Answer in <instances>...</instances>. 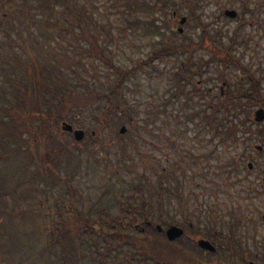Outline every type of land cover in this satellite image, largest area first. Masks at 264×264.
I'll list each match as a JSON object with an SVG mask.
<instances>
[{"label":"trees","instance_id":"obj_1","mask_svg":"<svg viewBox=\"0 0 264 264\" xmlns=\"http://www.w3.org/2000/svg\"><path fill=\"white\" fill-rule=\"evenodd\" d=\"M14 1L18 0H0V7L8 3L13 5ZM183 1L190 9L191 19H195L196 25L202 28L200 41L168 39L167 28L175 33V20L170 9L174 4L172 0H114V3L124 7V13L128 12L130 23L141 26L144 33L156 35L158 41L166 43L162 48L157 45L152 48L149 58L126 68L116 64L107 54L109 44L101 37L98 20L85 4L76 0L18 1L17 5H13L16 10L12 16L18 13L20 19L30 25L28 35L18 29L22 41L3 28V14L0 15V31L6 34L5 38L0 37V100L3 101L0 104V162L10 158L17 160L16 168L20 174L13 187L29 185L18 194L20 198H27L35 189V184L45 180L50 184L46 191L55 200L54 205L41 209H35L30 204L15 212L21 217L41 219L34 234L39 235L37 241L42 242L39 249L30 246L32 253L27 264L41 258H45V264H174L175 259H171L169 253L175 257L185 256L179 249L175 251L172 242L157 236L159 231L155 224L159 222L152 219L151 209L153 184L146 175L137 182L131 180L130 187L121 189L119 197H116L117 189H109L107 193L113 198H106V203L103 201L104 193L98 195L90 200L88 208L84 207L85 196L72 183L82 162L75 148L80 152L88 149L98 162L104 160L110 145V140L105 138L109 129L116 133L120 141L121 154L116 160L111 158L108 161L116 168L123 164L132 171L133 158L124 137L131 138L134 148V127L138 122L135 113L138 109L129 101L124 89L140 67L163 55H173L182 61L170 73L172 88L162 106L166 108L170 103L183 99L180 110H184L192 103H199V106L187 111L185 118L180 110L176 111L175 117L179 122L187 124L198 120V123L210 127L214 131L211 140L219 136L224 143L229 138L235 141L237 128L232 130V124L224 122L228 113L234 119H244V123L252 119L255 105H264V88L261 87L264 61L258 62L253 72L250 64L243 59L242 52L250 48L251 37L241 36L238 29L228 34L229 41L223 39V31L218 36L210 34L207 29L210 22H206L197 11L201 0ZM156 12L171 16L169 20L158 22L160 17ZM94 28L97 30L94 31ZM61 39L70 46L80 47L82 56H77L74 53L76 50H70V46L63 45ZM59 44L62 49L57 46ZM240 45L243 51L238 53ZM202 48L208 49L211 57L218 58L213 61L220 59L225 65L244 70L248 74V84L239 79L235 92H230L227 99L203 103L208 90L193 80L196 72L191 70L193 54ZM182 56L187 59H182ZM83 57L104 60L110 66V73L104 80L87 79L77 67L81 63L88 69ZM196 97L200 100L195 101ZM229 107L236 111L230 113L227 111ZM78 109L89 112L87 122L90 124L85 128L88 136L82 141H69L64 134L73 136L72 133L63 131L59 123L65 118L79 121ZM220 110H226L225 114L221 115ZM122 125L128 126L124 135L119 132ZM237 131L244 133L247 130L240 127ZM96 151L100 153L99 157L95 155ZM175 166H172V172L184 170L181 162ZM160 174H163L160 179L171 177L170 173ZM56 184L60 185V195L51 190ZM166 188L172 191L169 185ZM33 193L29 198L38 201ZM215 213L216 210H212V217H209L212 230L216 228ZM163 221V227L175 222L173 219ZM176 224L186 230H194L188 213ZM193 259L184 258L181 264H200L196 258Z\"/></svg>","mask_w":264,"mask_h":264},{"label":"rangeland","instance_id":"obj_2","mask_svg":"<svg viewBox=\"0 0 264 264\" xmlns=\"http://www.w3.org/2000/svg\"><path fill=\"white\" fill-rule=\"evenodd\" d=\"M18 1H14L13 5H17ZM76 1L79 4H85L88 11L94 14L98 20L101 37L105 38L109 44L110 50L107 54L111 55L113 61L122 67L134 66L149 58L152 48L156 45L159 48L166 45L165 41H158L156 35L146 34L141 26L138 27L130 23L128 19H131V17L128 12L125 11L124 13V7L114 3V0ZM172 1L174 4L170 8L171 11L176 7L179 15L189 13L182 0ZM225 1L201 0L198 9L202 18L211 23L208 26L209 31L215 35H220L223 31L225 32L223 39L229 41L228 34H232L240 22L222 16V3H225ZM227 2L228 4L234 3L236 9L240 8L239 2L235 0H227ZM262 3L264 4V0H249L250 8H253V10ZM13 5L8 3L0 7V15L3 14L2 26L22 41L18 36V29L25 31L24 34L28 35L27 28L30 25L21 20L18 13L12 16L16 10ZM158 13L156 12V15H159ZM254 13H257L260 20L264 19V8H261L248 15V23L242 25V29H240L241 34L247 33L252 36L251 48L242 53L244 54V61L250 64L253 72H255L257 63L264 61V30L262 27L264 25L256 24L255 21L257 20ZM163 16L165 19L169 18L167 15ZM194 23L193 20L187 21L183 25V32L178 33H173L167 28L168 39H176L178 42L188 40L192 42V38L200 41L199 36L202 28L195 27ZM174 27L176 26L174 25ZM95 30L97 29L94 28ZM5 36V32L0 31V37L5 38ZM60 42L63 45L70 46L66 40L61 39ZM57 46L62 49L60 44ZM242 49L243 46L240 45L237 49L238 53L243 51ZM70 50H76L74 53L79 57L82 56L80 47L71 45ZM181 58L187 59L185 56ZM214 59L218 58L214 55L211 57V52L206 49H198L193 54L194 61L191 64V70L196 72L193 80L198 81L200 87L208 90L203 98L205 99L203 103L210 100L217 102L222 98L227 99L230 92H235L240 76H246L243 70L232 65H225L220 59L219 61H213ZM83 60L88 64V69L86 70L81 63H78L77 67L87 79L104 80L106 75L110 73V66L104 60L92 57H83ZM180 61H182L180 58L177 59L173 55H163L154 59L151 64H144L143 67H140L126 83L127 86L124 92L129 101L134 103L138 109L135 113L138 122L137 126L134 127L136 131V133L134 132L136 140L134 148L131 138L124 137L125 141L129 143L128 149L130 148L131 158H133V160L131 159L132 171L124 167L123 164L116 168L108 161L111 158L116 160V157L121 154L119 151L120 141L116 133L109 129L105 138L110 140V145L104 160L98 162L88 149L80 152L78 148H75L77 153L80 154L82 162L72 183L85 196L86 203L84 207L88 208L90 200L98 195L104 193L105 199L103 201L106 203V198H113L110 193H107L109 189L110 191L117 189L116 197H119L121 195L120 190L130 187L129 182L131 180L137 182L141 177L143 178V175H146L153 184L152 219L158 221L161 225L165 223L163 220L173 219L175 220L173 223L176 224L183 215L188 213V219L193 223L194 230L187 229L184 235L171 241L175 246V251L178 252L179 249L181 254L185 255L175 257L174 254L169 253L168 256L175 259L174 264H181L184 258H196L200 264H217L215 254H209L210 256L205 263V253L198 246L197 241L203 236L205 238L210 233L205 230H212V225L209 222V217H212V210H216L215 214L217 216L219 201L225 202L223 199H226V196L217 192V185L232 168L228 166V161L231 158H238L242 155V152L246 151L255 154V159L264 160V149L256 150L253 146L261 143V140L255 138V136L264 130V121L256 123L252 119V122L247 120L242 123L244 119L242 121L241 119H234L228 113V117L224 122L231 123L232 130L237 129L235 141H233V138H229L226 143L222 142L219 136L211 140L213 129L198 123V120L190 121L187 124L177 121L175 114L176 111L180 110L183 99L170 103L166 108L162 106V102L169 95L172 88L170 73ZM221 87H223L222 97L219 96ZM261 87L264 88V81L261 83ZM198 100L200 99L196 97L195 101ZM0 104H3L2 100H0ZM199 105V103L196 105L192 103L190 107L180 110L181 116L185 118L187 111H191ZM259 106L261 105H255L253 110ZM84 110L78 109L81 118H78L79 121H71L75 125L74 127L85 129L87 124H90V122H87L89 112H87V109ZM225 111L220 110L219 113L223 115L222 113L225 114ZM227 111L231 113L236 109L229 107ZM59 124L61 125V123ZM240 127L247 129V132H244L245 138H242L243 133L241 131H237ZM26 136H28L27 133ZM64 136L69 141L75 139L74 135L64 134ZM86 136L88 134L85 132L84 137ZM247 137H252V139L249 141ZM95 155L99 157L100 153L96 151ZM178 162H181L184 170L172 172V166H177ZM17 163L14 158H10L6 162H0V262L2 264H27L30 253H32L30 246L34 245V249H39L42 242L41 240L37 241L39 235L34 234L35 229L41 224V219L39 217L15 215L17 209L27 208L30 204H33L35 209L55 204L52 194L46 191L50 184L45 180L38 181L35 184V189L27 197L33 196V192H35L39 198L38 201L36 198H29L28 201H24L27 198L18 196L29 185L23 184L18 188L13 187L15 180L19 179L17 175L20 174L16 168ZM160 173H170L171 177L160 179V176L163 175ZM177 182H179V185L176 187ZM223 183L225 182L221 184ZM36 185H38V188ZM166 185H169L173 192L168 191ZM51 190L58 195L61 193L58 184ZM148 193L146 190V194ZM224 208L221 206L220 213L223 212ZM159 216L163 220L157 219ZM197 228L199 229L197 230ZM150 231L154 233V230ZM157 236L168 241L165 231L158 232ZM165 245L168 244L165 242ZM29 264H45V258Z\"/></svg>","mask_w":264,"mask_h":264},{"label":"flooded vegetation","instance_id":"obj_3","mask_svg":"<svg viewBox=\"0 0 264 264\" xmlns=\"http://www.w3.org/2000/svg\"><path fill=\"white\" fill-rule=\"evenodd\" d=\"M235 1L240 6L237 15L227 16V8H235V4L226 0L222 3L223 17L244 22L252 12L264 8L263 3L253 10L249 0ZM220 92L223 94V88ZM260 140L254 149H264V133ZM242 155L228 161L232 168L217 185V192L225 194L226 199L219 201L216 228L205 230L211 233L206 238L216 247L204 249L205 263L213 253L217 264H264V160L255 159V154L247 151ZM221 206L225 208L220 213Z\"/></svg>","mask_w":264,"mask_h":264},{"label":"water","instance_id":"obj_4","mask_svg":"<svg viewBox=\"0 0 264 264\" xmlns=\"http://www.w3.org/2000/svg\"><path fill=\"white\" fill-rule=\"evenodd\" d=\"M226 14L227 15H230V16H235L237 14V12L235 10H226ZM185 21V18H182L181 22L183 23ZM255 118L256 120L258 121H261L264 119V109L263 108H259L258 110H256V113H255ZM62 127L64 130H67V131H73L74 134H75V137L76 139L80 140L84 137V130L83 129H75L74 130V127L71 123H68V122H63L62 124ZM126 131V128L125 126H123L121 128V132L124 133ZM158 228L161 229V226L158 225ZM184 230L182 227L180 226H177V225H171L168 227L166 233H167V236L170 240H173L179 236H181L183 234ZM199 243L204 247H209V248H214V246L207 240H200Z\"/></svg>","mask_w":264,"mask_h":264}]
</instances>
